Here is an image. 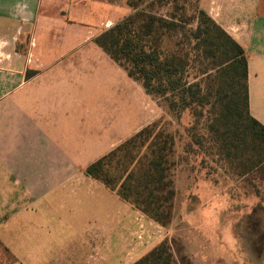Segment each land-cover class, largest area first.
<instances>
[{"label":"crops","instance_id":"crops-1","mask_svg":"<svg viewBox=\"0 0 264 264\" xmlns=\"http://www.w3.org/2000/svg\"><path fill=\"white\" fill-rule=\"evenodd\" d=\"M199 4L245 50L250 113L264 125V0ZM131 13L128 0H0V228L8 247L0 249V264H121V253L118 261L116 253L103 256L98 244L92 251L91 239L121 231L124 221L157 229L85 172L54 171V146L90 140L91 117L104 108L102 69L117 67L94 40ZM89 156L73 153L68 161ZM59 238L61 246L52 243Z\"/></svg>","mask_w":264,"mask_h":264},{"label":"rangeland","instance_id":"rangeland-1","mask_svg":"<svg viewBox=\"0 0 264 264\" xmlns=\"http://www.w3.org/2000/svg\"><path fill=\"white\" fill-rule=\"evenodd\" d=\"M130 1L165 17H169L175 8L173 0ZM199 1L179 0L177 4L184 7L188 16ZM190 29L191 26L186 25L183 31L171 32L172 36L166 33L162 46L169 53L189 54L185 57L189 67L186 72L188 80H203V85L216 87L214 78L200 76L199 70L210 68L214 61L199 59L191 50L195 42L192 38L187 42L185 38V35H190ZM116 65L114 73L109 68L102 69L105 82L100 91V101L104 108L100 109L101 115L91 117L92 128L85 133L90 140L65 149L54 146L57 154L53 156L58 161L54 171L85 172L88 162L95 157L114 149L141 129L154 125L172 135L175 141L170 155L175 195L169 222L166 225L155 222L161 232L145 225L135 229L129 221H124L121 231L113 229L114 234L108 233L105 239H91L92 251L98 244L103 256L116 253L114 257L121 261L119 258L123 255L121 264H126L166 243L171 249L174 264H264V162L256 164V158L250 153L227 156L208 131L207 124L213 118L210 111L205 112L196 129L201 133V144H195L190 129L193 121L190 113L185 111L178 117L165 99L147 93L139 81L128 76L124 66ZM211 73L215 75L214 71ZM99 138L107 140L106 146H93L98 144ZM116 141V145L109 147ZM88 151L89 159H83L79 164L68 161V156L73 153L83 156ZM72 182L75 186L83 183L80 180ZM94 187H99V183L86 188ZM2 231L0 228V249L7 251L8 247L2 243ZM149 235L162 236L148 242L151 239ZM60 238L53 239L52 243L61 246L65 239ZM10 246L19 252L18 242L12 241Z\"/></svg>","mask_w":264,"mask_h":264},{"label":"trees","instance_id":"trees-1","mask_svg":"<svg viewBox=\"0 0 264 264\" xmlns=\"http://www.w3.org/2000/svg\"><path fill=\"white\" fill-rule=\"evenodd\" d=\"M170 0H166L168 2ZM169 17L159 16L128 0L132 13L98 36L94 42L128 76L139 81L149 94L161 97L178 117L188 111L194 143L201 144L196 129L211 112L208 131L227 156L249 154L256 164L264 162V125L250 113L248 61L245 50L200 7L185 15L178 6ZM200 2V1H199ZM190 25L186 41L195 42L192 51L213 65L199 70L202 78L215 79L216 87L186 77L188 62L177 51L163 48L166 33H177ZM215 72V75L211 73ZM197 79V78H196ZM196 130V131H195ZM175 144L170 134L147 126L119 146L88 165L85 173L116 192L135 210L156 223L166 225L175 195L170 175V155ZM133 264H174L170 247L162 243Z\"/></svg>","mask_w":264,"mask_h":264}]
</instances>
